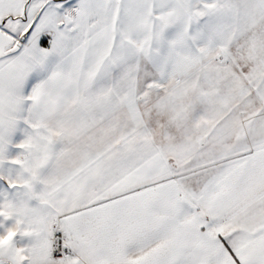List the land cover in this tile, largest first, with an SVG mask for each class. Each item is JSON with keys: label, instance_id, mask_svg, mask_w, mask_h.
Returning <instances> with one entry per match:
<instances>
[{"label": "snow or ice", "instance_id": "snow-or-ice-1", "mask_svg": "<svg viewBox=\"0 0 264 264\" xmlns=\"http://www.w3.org/2000/svg\"><path fill=\"white\" fill-rule=\"evenodd\" d=\"M0 264H264V0H0Z\"/></svg>", "mask_w": 264, "mask_h": 264}]
</instances>
